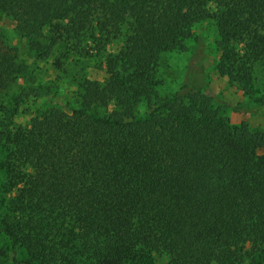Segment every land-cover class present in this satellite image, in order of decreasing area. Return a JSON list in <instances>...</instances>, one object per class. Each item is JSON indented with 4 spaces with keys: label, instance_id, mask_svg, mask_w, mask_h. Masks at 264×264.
<instances>
[{
    "label": "trees",
    "instance_id": "16d2710c",
    "mask_svg": "<svg viewBox=\"0 0 264 264\" xmlns=\"http://www.w3.org/2000/svg\"><path fill=\"white\" fill-rule=\"evenodd\" d=\"M0 12L41 58L52 43L82 55L94 43L107 74L82 84L71 111L0 117V169L16 189L0 264L18 248L17 264H264V131L230 125L189 80L161 95L156 76L162 54L185 50L192 26L211 19L218 74L254 94L264 0H0ZM107 35L120 49L104 47ZM24 73L0 42V91Z\"/></svg>",
    "mask_w": 264,
    "mask_h": 264
},
{
    "label": "rangeland",
    "instance_id": "374dc122",
    "mask_svg": "<svg viewBox=\"0 0 264 264\" xmlns=\"http://www.w3.org/2000/svg\"><path fill=\"white\" fill-rule=\"evenodd\" d=\"M191 33L184 42L185 50L162 54L156 75L160 80L159 93L169 94L177 90L184 80H189L213 98L214 105L230 125L242 126L248 133L264 131V78L260 76L254 94L246 95L239 85L230 82L227 76L219 75L216 70L220 52L216 46L218 34L214 22L205 19L195 23ZM105 39L104 47L109 51L120 49V36L107 35ZM0 42L15 47L18 60L25 65V73L12 86L0 91V117L9 118L16 124H26L37 112L51 107L65 111L79 107L82 84L85 81L103 84L107 77L104 60L94 43L87 41L84 48L89 53L83 55L67 49L64 43H52L45 57L41 58L29 47L27 39L17 32L15 21L2 12ZM145 110L144 102L137 106L138 114ZM104 111L102 108L97 110L100 114ZM4 158L5 148L0 143V162ZM5 183V171L0 169V220L5 216L8 201L16 190H6ZM8 244V238L0 230V247ZM14 258L25 260L27 254L22 248H18L15 255L7 250L8 263L17 264ZM166 260L164 256H157L155 264H164Z\"/></svg>",
    "mask_w": 264,
    "mask_h": 264
}]
</instances>
